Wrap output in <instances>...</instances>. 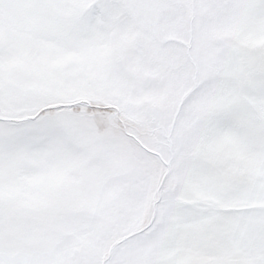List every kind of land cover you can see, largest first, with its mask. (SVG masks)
I'll list each match as a JSON object with an SVG mask.
<instances>
[{"label": "snow or ice", "instance_id": "obj_1", "mask_svg": "<svg viewBox=\"0 0 264 264\" xmlns=\"http://www.w3.org/2000/svg\"><path fill=\"white\" fill-rule=\"evenodd\" d=\"M0 264H264V0H0Z\"/></svg>", "mask_w": 264, "mask_h": 264}]
</instances>
